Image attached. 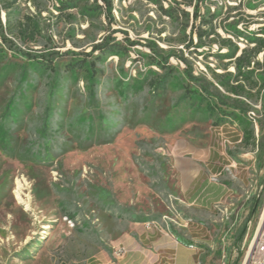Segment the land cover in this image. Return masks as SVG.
Wrapping results in <instances>:
<instances>
[{
  "label": "rangeland",
  "instance_id": "1",
  "mask_svg": "<svg viewBox=\"0 0 264 264\" xmlns=\"http://www.w3.org/2000/svg\"><path fill=\"white\" fill-rule=\"evenodd\" d=\"M61 1L0 0V264H83L133 224L196 241L199 264H243L264 211V86L257 70L250 98L227 92L231 50L190 27L212 15L240 51L230 26L264 29V0H195L196 22L182 0H112L109 16Z\"/></svg>",
  "mask_w": 264,
  "mask_h": 264
},
{
  "label": "trees",
  "instance_id": "2",
  "mask_svg": "<svg viewBox=\"0 0 264 264\" xmlns=\"http://www.w3.org/2000/svg\"><path fill=\"white\" fill-rule=\"evenodd\" d=\"M82 0H66L64 2H60L59 6L56 8V11L59 13H62L63 11L67 9H73L78 7V3ZM86 2V4H89V0H83ZM92 4L88 5L86 9H81V14L83 16H98L102 13H106L108 16L110 15V9H111V2L112 0H92ZM100 2L101 4H98ZM182 5L184 6H190L192 7L193 13L192 17L194 22L198 19V2H195V0H182ZM179 6V5H178ZM105 10V11H104ZM161 14L163 16H166L168 18H173L178 20L179 17H183L185 20L188 19V13L185 12L183 9H180V7L176 8V10L173 12V8L169 6L168 9H163L161 7L160 9ZM212 15H210V19H199L198 25H194L190 27V30H192V33L196 35L197 42L199 45L203 44V40L205 39H212L217 41V44L220 48H227L230 51V57L234 58L233 67L235 70L234 75H228V79L224 80L223 77H217L218 82L222 87H224L227 92L231 93L234 96H243L244 98H250L251 92L255 89L257 82L254 81L252 75L254 71H259V75L257 77V80H260V85L257 86V92L264 86V29H258L256 33H246L242 34L239 31L236 30V26L234 23L230 26L229 32L233 35L234 38H245L246 40V47L239 51L238 47L233 45L230 40H223L220 39V36L216 33L215 28L212 26V22L210 21L212 19ZM187 24V23H186ZM187 26V25H186ZM207 27V30H203L201 28ZM33 35H31V38ZM190 44L192 42L190 41ZM248 45H252L251 48L248 47ZM118 49H121L120 44L116 42H109V41H102L101 43L94 45L92 47L93 52H100L103 54L106 53H112L116 52ZM239 52L238 56L237 53ZM261 54V60L259 61L257 59L258 55ZM156 66L161 68V66L158 63H155ZM48 66V65H47ZM50 66V65H49ZM82 67L78 61H75L73 63V68ZM222 78V79H221ZM230 80V82H228ZM233 82V83H232ZM165 81L161 80L158 83L153 84L155 88L164 85ZM212 170H214L212 168ZM261 185L264 186V177L260 181ZM257 203L253 202L252 208L249 210V217H251L255 210H256ZM245 233V230L240 234L239 240L242 239L243 235Z\"/></svg>",
  "mask_w": 264,
  "mask_h": 264
},
{
  "label": "crops",
  "instance_id": "3",
  "mask_svg": "<svg viewBox=\"0 0 264 264\" xmlns=\"http://www.w3.org/2000/svg\"><path fill=\"white\" fill-rule=\"evenodd\" d=\"M197 242L183 241L169 229L148 233L143 224L130 225L108 246L83 264H199ZM122 249L123 252L118 251Z\"/></svg>",
  "mask_w": 264,
  "mask_h": 264
},
{
  "label": "built area",
  "instance_id": "4",
  "mask_svg": "<svg viewBox=\"0 0 264 264\" xmlns=\"http://www.w3.org/2000/svg\"><path fill=\"white\" fill-rule=\"evenodd\" d=\"M264 212V211H263ZM149 233L160 232L156 227L145 228ZM124 250H119L123 252ZM243 264H264V215L261 219L252 246Z\"/></svg>",
  "mask_w": 264,
  "mask_h": 264
},
{
  "label": "bare ground",
  "instance_id": "5",
  "mask_svg": "<svg viewBox=\"0 0 264 264\" xmlns=\"http://www.w3.org/2000/svg\"><path fill=\"white\" fill-rule=\"evenodd\" d=\"M20 188H21V186L20 185H18V187H17V189H16V191L14 192V193H18L19 191H20ZM16 199L17 200H19L20 198H19V196L17 195L16 196ZM20 201V200H19ZM18 201V202H19ZM21 202V201H20ZM263 215H264V212H263V214L261 215V218H260V221H261V219L263 218ZM148 224V223H147ZM146 225V224H145ZM160 230V229H159ZM248 255V254H247ZM245 261V260H244Z\"/></svg>",
  "mask_w": 264,
  "mask_h": 264
}]
</instances>
